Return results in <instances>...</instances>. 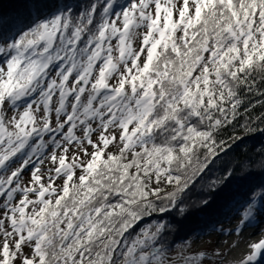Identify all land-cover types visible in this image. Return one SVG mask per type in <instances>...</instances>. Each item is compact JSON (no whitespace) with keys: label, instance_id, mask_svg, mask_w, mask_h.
Instances as JSON below:
<instances>
[{"label":"snow or ice","instance_id":"1","mask_svg":"<svg viewBox=\"0 0 264 264\" xmlns=\"http://www.w3.org/2000/svg\"><path fill=\"white\" fill-rule=\"evenodd\" d=\"M255 96L264 0H22L0 28V264H205L154 221L192 214L221 133L264 123ZM246 180L227 170L199 211L222 196L237 234L257 226ZM248 247L238 264L264 259V235Z\"/></svg>","mask_w":264,"mask_h":264},{"label":"trees","instance_id":"2","mask_svg":"<svg viewBox=\"0 0 264 264\" xmlns=\"http://www.w3.org/2000/svg\"><path fill=\"white\" fill-rule=\"evenodd\" d=\"M21 5L22 0H0V28L9 27L15 22L16 12ZM257 99L264 97H252L253 103ZM261 112H264V107L257 104L251 110L253 119L255 120ZM244 123V120H240L235 127H229L221 133V137L230 147H227L206 173L196 178L189 190L182 194V203H179L178 207L186 208L192 214H181L174 208L170 214H163V221H154L165 223V240L171 245L170 256H175L182 249L186 252H196L192 247L193 238L220 229L222 223L234 213L229 207H225L226 202L222 196L216 198L211 208L199 211L200 202L208 194L209 184L222 177L227 170L247 177L242 186H232V190L238 193L237 199H243L247 194V199L251 200L262 190L260 186L264 185V132L260 129H264V123L256 121L253 125L255 130L252 132L244 131L241 127Z\"/></svg>","mask_w":264,"mask_h":264},{"label":"rangeland","instance_id":"3","mask_svg":"<svg viewBox=\"0 0 264 264\" xmlns=\"http://www.w3.org/2000/svg\"><path fill=\"white\" fill-rule=\"evenodd\" d=\"M241 219L242 215L234 212L222 223L220 229L193 238L194 250L205 251L207 254L205 264H238L250 252L248 245L264 235V220H260L255 227H243L237 234L236 229L240 227ZM217 252L220 255H216ZM258 264H264V259L259 260Z\"/></svg>","mask_w":264,"mask_h":264}]
</instances>
